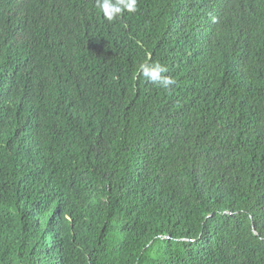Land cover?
Wrapping results in <instances>:
<instances>
[{
	"label": "trees",
	"instance_id": "trees-1",
	"mask_svg": "<svg viewBox=\"0 0 264 264\" xmlns=\"http://www.w3.org/2000/svg\"><path fill=\"white\" fill-rule=\"evenodd\" d=\"M0 264H264V0H0Z\"/></svg>",
	"mask_w": 264,
	"mask_h": 264
},
{
	"label": "clouds",
	"instance_id": "clouds-1",
	"mask_svg": "<svg viewBox=\"0 0 264 264\" xmlns=\"http://www.w3.org/2000/svg\"><path fill=\"white\" fill-rule=\"evenodd\" d=\"M96 5L108 21L120 18L125 12L134 14L137 11V0H96ZM168 69L159 62L142 63L138 74L147 82L168 89L174 83L170 76L163 75Z\"/></svg>",
	"mask_w": 264,
	"mask_h": 264
}]
</instances>
